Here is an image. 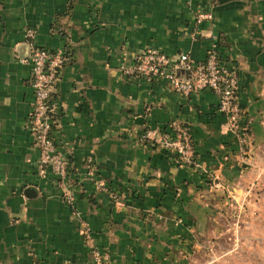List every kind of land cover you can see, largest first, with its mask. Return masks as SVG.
<instances>
[{
  "label": "crops",
  "instance_id": "obj_1",
  "mask_svg": "<svg viewBox=\"0 0 264 264\" xmlns=\"http://www.w3.org/2000/svg\"><path fill=\"white\" fill-rule=\"evenodd\" d=\"M201 11L212 19L197 22ZM27 28L37 45L65 53L52 90L63 181L36 170ZM215 41L237 69L244 155L212 91L182 95L120 71L147 47L202 60ZM171 123L188 128L196 170L140 141L145 126ZM263 150L264 0H0V264H94L87 238L104 264H183L226 189L259 173ZM109 191L126 195L118 203Z\"/></svg>",
  "mask_w": 264,
  "mask_h": 264
},
{
  "label": "built area",
  "instance_id": "obj_2",
  "mask_svg": "<svg viewBox=\"0 0 264 264\" xmlns=\"http://www.w3.org/2000/svg\"><path fill=\"white\" fill-rule=\"evenodd\" d=\"M211 19L212 14L209 11H201L196 15L197 22ZM24 35L29 47L26 59L31 66L30 85L33 92L27 128L38 152L37 174L44 176L49 171L58 180L63 181L68 175L69 162L58 152L52 134V90L65 62V53L62 49L50 50L37 45L34 28H27ZM120 71L125 76L163 80L173 92L182 95L203 90L212 91L217 97V111L226 120L238 151L244 155L249 150V131L240 121L237 69L225 62L216 41L206 51L202 60H195L187 53H179L173 59L158 48L147 47L134 55L130 62L122 63ZM140 141L151 147L165 148L179 165L190 170H196L200 166L191 134L188 128L181 124L147 125L140 134ZM88 161L93 164L91 158ZM96 182L100 188L105 189L102 180ZM214 186L222 188L224 184L215 176ZM226 192L228 196L234 191L227 188ZM109 194L118 203H121L126 195L117 191H109ZM67 203H73L72 196H67ZM86 243L91 250L94 264H104L106 255L92 245L90 238L86 239Z\"/></svg>",
  "mask_w": 264,
  "mask_h": 264
},
{
  "label": "rangeland",
  "instance_id": "obj_3",
  "mask_svg": "<svg viewBox=\"0 0 264 264\" xmlns=\"http://www.w3.org/2000/svg\"><path fill=\"white\" fill-rule=\"evenodd\" d=\"M260 157L259 173L226 197L183 264H264V150Z\"/></svg>",
  "mask_w": 264,
  "mask_h": 264
}]
</instances>
